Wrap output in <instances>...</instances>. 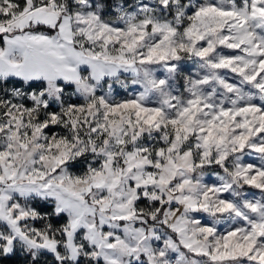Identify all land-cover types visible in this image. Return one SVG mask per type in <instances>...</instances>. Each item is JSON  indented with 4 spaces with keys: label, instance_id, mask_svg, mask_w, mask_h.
<instances>
[{
    "label": "snow or ice",
    "instance_id": "1",
    "mask_svg": "<svg viewBox=\"0 0 264 264\" xmlns=\"http://www.w3.org/2000/svg\"><path fill=\"white\" fill-rule=\"evenodd\" d=\"M0 264H264V0H0Z\"/></svg>",
    "mask_w": 264,
    "mask_h": 264
}]
</instances>
